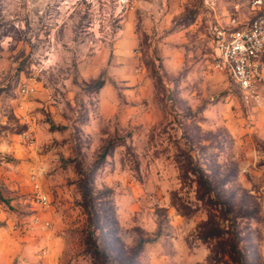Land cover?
Returning <instances> with one entry per match:
<instances>
[{
  "label": "rangeland",
  "instance_id": "374dc122",
  "mask_svg": "<svg viewBox=\"0 0 264 264\" xmlns=\"http://www.w3.org/2000/svg\"><path fill=\"white\" fill-rule=\"evenodd\" d=\"M249 1L0 0V264H264V55L245 97L212 54Z\"/></svg>",
  "mask_w": 264,
  "mask_h": 264
},
{
  "label": "built area",
  "instance_id": "2783aa9c",
  "mask_svg": "<svg viewBox=\"0 0 264 264\" xmlns=\"http://www.w3.org/2000/svg\"><path fill=\"white\" fill-rule=\"evenodd\" d=\"M120 9L131 7V0H114ZM251 17L245 21L229 20L228 27L214 31L212 54L214 68L224 73L245 97H252L260 84L264 55V0H250ZM27 93L28 89L23 90ZM35 200L47 205L48 199L34 177L31 178Z\"/></svg>",
  "mask_w": 264,
  "mask_h": 264
},
{
  "label": "trees",
  "instance_id": "16d2710c",
  "mask_svg": "<svg viewBox=\"0 0 264 264\" xmlns=\"http://www.w3.org/2000/svg\"><path fill=\"white\" fill-rule=\"evenodd\" d=\"M101 156H104V153Z\"/></svg>",
  "mask_w": 264,
  "mask_h": 264
}]
</instances>
